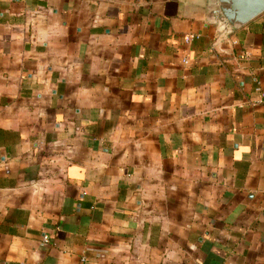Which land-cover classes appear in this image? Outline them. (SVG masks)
<instances>
[{"label": "crops", "instance_id": "crops-1", "mask_svg": "<svg viewBox=\"0 0 264 264\" xmlns=\"http://www.w3.org/2000/svg\"><path fill=\"white\" fill-rule=\"evenodd\" d=\"M206 8L0 0V264H264V13Z\"/></svg>", "mask_w": 264, "mask_h": 264}, {"label": "water", "instance_id": "water-1", "mask_svg": "<svg viewBox=\"0 0 264 264\" xmlns=\"http://www.w3.org/2000/svg\"><path fill=\"white\" fill-rule=\"evenodd\" d=\"M264 13V0H207L206 22L231 34Z\"/></svg>", "mask_w": 264, "mask_h": 264}, {"label": "built area", "instance_id": "built-area-1", "mask_svg": "<svg viewBox=\"0 0 264 264\" xmlns=\"http://www.w3.org/2000/svg\"><path fill=\"white\" fill-rule=\"evenodd\" d=\"M193 38H194V36H186L184 39H185V42L188 43Z\"/></svg>", "mask_w": 264, "mask_h": 264}]
</instances>
